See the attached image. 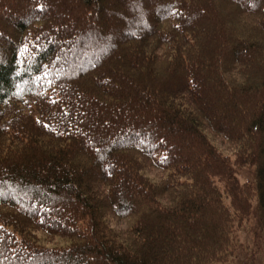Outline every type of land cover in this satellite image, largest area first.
Returning <instances> with one entry per match:
<instances>
[{"label": "trees", "instance_id": "obj_1", "mask_svg": "<svg viewBox=\"0 0 264 264\" xmlns=\"http://www.w3.org/2000/svg\"><path fill=\"white\" fill-rule=\"evenodd\" d=\"M262 242L264 0H0V264H262Z\"/></svg>", "mask_w": 264, "mask_h": 264}, {"label": "rangeland", "instance_id": "obj_2", "mask_svg": "<svg viewBox=\"0 0 264 264\" xmlns=\"http://www.w3.org/2000/svg\"><path fill=\"white\" fill-rule=\"evenodd\" d=\"M217 144H219L220 146H223V148L226 147V144L222 141H220L219 139H217L215 141ZM255 168L252 166H247V167H242L240 169H238L237 171V179L240 181V183L244 186L246 184H253L255 182ZM222 187L223 190V185H220ZM225 202L227 204H229V194L225 195ZM252 203H256L255 199H252ZM254 216L250 219V221L248 223H242L240 225V228L237 232V236L240 237L242 240L245 241V239H248L249 243H251V241L253 240L252 235L249 234V232L252 230V225L254 223ZM113 224L117 227V228H123V227H127L130 224V221H128V219H120V220H116L113 221ZM59 242V241H58ZM260 247V250H258V258L260 261H263L262 258V251H264V244L263 242L261 244H258ZM253 246H251L250 248H252ZM249 248V249H250ZM254 250H257L256 247ZM238 263V262H237Z\"/></svg>", "mask_w": 264, "mask_h": 264}]
</instances>
